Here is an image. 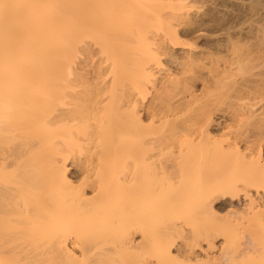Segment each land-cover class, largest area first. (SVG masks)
Returning a JSON list of instances; mask_svg holds the SVG:
<instances>
[{
  "label": "rangeland",
  "instance_id": "rangeland-1",
  "mask_svg": "<svg viewBox=\"0 0 264 264\" xmlns=\"http://www.w3.org/2000/svg\"><path fill=\"white\" fill-rule=\"evenodd\" d=\"M263 203L264 0H0V264H264Z\"/></svg>",
  "mask_w": 264,
  "mask_h": 264
},
{
  "label": "bare ground",
  "instance_id": "bare-ground-1",
  "mask_svg": "<svg viewBox=\"0 0 264 264\" xmlns=\"http://www.w3.org/2000/svg\"><path fill=\"white\" fill-rule=\"evenodd\" d=\"M73 13H74V11H73ZM76 13H78V12H76V10H75V13H74V14H76ZM77 15H78V14H77ZM64 160H65V162H66V159H64ZM63 162H64V161H63ZM63 164H64V163H63ZM64 166H66V165H64ZM57 168H58V167H57ZM59 169H60V168H58V170H59ZM63 169H64V168H63ZM67 169H68V168H66V170H63V171H62V175L59 174V177H64L65 180H66L67 177H65L64 175H67V174H66ZM60 170H61V169H60ZM84 171H85V170H83V173H84ZM60 172H61V171H60ZM67 173H68V172H67ZM60 175H61V176H60ZM86 176H87V175H86ZM59 177H58V178H59ZM68 178H69V176H68ZM132 178H133V177H132ZM83 179H84V178H83ZM133 179H134V178H133ZM59 180H60V179H59ZM67 180H68V179H67ZM134 180H135V179H134ZM72 181H73V180H72ZM72 181H71V182H72ZM129 181H130V179H129ZM132 182H133V181H132ZM66 183H67V182H66ZM72 184H73V183H72ZM261 200H262V199H261ZM250 203H251V202H250ZM254 203H255V202H254ZM248 204H249V203H248ZM263 204H264V203H263ZM212 205H213V204H212ZM231 205H232V204H231ZM245 205H247V204H245ZM245 205H244V207H245ZM254 205H255V204H254ZM261 205H262V204H261ZM241 206H242V205H241ZM258 206H259V205H258ZM263 207H264V206H263ZM252 208H253V207H252ZM252 208H251V209H252ZM258 208H259V207H258ZM263 209H264V208H263ZM246 210L249 211V209H246ZM252 211H253V209H252ZM256 211H257V210H256ZM258 211H259V209H258ZM245 213H246V212H245ZM250 213H251V212H250ZM262 213H263V212H262ZM239 214H240V213H239ZM248 214H249V213H248ZM246 215H247V214H246ZM252 215H253V214H252ZM256 215H257V214H256ZM257 216H258V215H257ZM239 217H240V216H239ZM252 217H253V216H252ZM241 218H242V217H241ZM258 218H260V217H258ZM240 220H241V219H240ZM247 220H248V219H247ZM262 220H263V219H262ZM262 220H261V221H262ZM250 221H252V220H250ZM255 221H256V220H255ZM246 222H247V221H246ZM247 223H248V222H247ZM258 223H259V222H258ZM262 223H264V222L262 221ZM263 226H264V224H263ZM262 229H263V228H262ZM74 242H75V241H74ZM64 243H65V242H64ZM71 243H73V242H71ZM65 244H66V243H65ZM63 246H64V247H67V245H66V246L63 245ZM68 248H69V247H68ZM64 249H65V248H64ZM167 250L169 251V248H168ZM167 250H166V251H167ZM72 252H73V251H72ZM64 253H66V251H65ZM165 253H166V252H164V254H165ZM168 253H169V252H168ZM168 253H167V254H168ZM164 254H163L164 258H163L162 260L166 259ZM163 256H162V257H163ZM168 256H169V255H168ZM170 256H171V255H170ZM167 258H168V257H167ZM169 258H170V257H169ZM171 258H172V256H171ZM73 259H74V258H71L70 260H73ZM160 260H161V259H160ZM166 260H167V259H166ZM68 261H69V260H68Z\"/></svg>",
  "mask_w": 264,
  "mask_h": 264
}]
</instances>
